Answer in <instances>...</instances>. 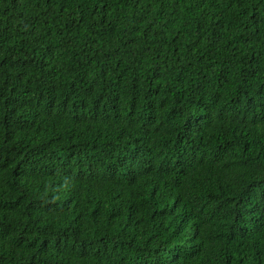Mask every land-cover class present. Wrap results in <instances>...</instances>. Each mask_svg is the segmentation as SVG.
Listing matches in <instances>:
<instances>
[{
	"label": "trees",
	"instance_id": "16d2710c",
	"mask_svg": "<svg viewBox=\"0 0 264 264\" xmlns=\"http://www.w3.org/2000/svg\"><path fill=\"white\" fill-rule=\"evenodd\" d=\"M0 264H264V0H0Z\"/></svg>",
	"mask_w": 264,
	"mask_h": 264
},
{
	"label": "clouds",
	"instance_id": "9594fccd",
	"mask_svg": "<svg viewBox=\"0 0 264 264\" xmlns=\"http://www.w3.org/2000/svg\"><path fill=\"white\" fill-rule=\"evenodd\" d=\"M50 61V60H49ZM47 65V64H46ZM46 65L44 66V70H48L49 67L47 68ZM98 208H102V207H96L94 208V211ZM104 208L106 210H108L110 213L112 214H118L120 213V204L119 202H117L115 199H109V200H105V204H104ZM93 211V212H94Z\"/></svg>",
	"mask_w": 264,
	"mask_h": 264
},
{
	"label": "rangeland",
	"instance_id": "374dc122",
	"mask_svg": "<svg viewBox=\"0 0 264 264\" xmlns=\"http://www.w3.org/2000/svg\"><path fill=\"white\" fill-rule=\"evenodd\" d=\"M65 209L67 208V205H64Z\"/></svg>",
	"mask_w": 264,
	"mask_h": 264
}]
</instances>
